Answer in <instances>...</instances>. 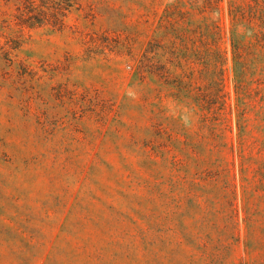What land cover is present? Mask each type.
I'll use <instances>...</instances> for the list:
<instances>
[{"label": "rangeland", "instance_id": "374dc122", "mask_svg": "<svg viewBox=\"0 0 264 264\" xmlns=\"http://www.w3.org/2000/svg\"><path fill=\"white\" fill-rule=\"evenodd\" d=\"M0 264H264V0H0Z\"/></svg>", "mask_w": 264, "mask_h": 264}, {"label": "trees", "instance_id": "16d2710c", "mask_svg": "<svg viewBox=\"0 0 264 264\" xmlns=\"http://www.w3.org/2000/svg\"><path fill=\"white\" fill-rule=\"evenodd\" d=\"M217 0H215L216 2ZM232 48H233V61H234V68L235 71L237 72V60L240 57V41L232 39Z\"/></svg>", "mask_w": 264, "mask_h": 264}]
</instances>
